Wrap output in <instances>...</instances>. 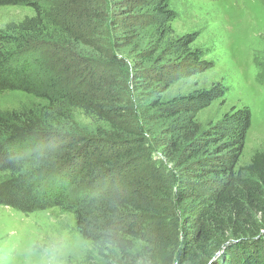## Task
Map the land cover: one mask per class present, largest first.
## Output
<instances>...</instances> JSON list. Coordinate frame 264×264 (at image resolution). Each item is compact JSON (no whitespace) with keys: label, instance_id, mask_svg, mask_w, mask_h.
<instances>
[{"label":"trees","instance_id":"1","mask_svg":"<svg viewBox=\"0 0 264 264\" xmlns=\"http://www.w3.org/2000/svg\"><path fill=\"white\" fill-rule=\"evenodd\" d=\"M100 4L0 0V7L34 12L0 35V93L50 90L39 111L0 118V205L23 214L69 213L108 264H264V144L248 166H239L250 110L204 129L196 115L225 96L221 84L162 100L173 83L210 68L204 52L192 48L196 34L171 37L170 0H114L102 16H109L119 47H97L84 56L78 30L83 38L96 32V44H103L96 25L105 21ZM116 29L134 41L132 58L125 52L134 43L116 39ZM31 46L48 49L65 65L71 95L52 91L62 81L46 73L48 66L26 59ZM120 73L129 79L133 100L123 99L119 85L105 90ZM75 103L87 105L108 132L59 133ZM33 137L47 147L22 156L24 140Z\"/></svg>","mask_w":264,"mask_h":264},{"label":"rangeland","instance_id":"2","mask_svg":"<svg viewBox=\"0 0 264 264\" xmlns=\"http://www.w3.org/2000/svg\"><path fill=\"white\" fill-rule=\"evenodd\" d=\"M30 1L49 7L58 0ZM99 1L103 12L98 10L97 13L101 12V16L108 15L114 0ZM170 9L175 14V18L169 24L171 37L196 34L197 38L192 48L204 52L202 59L210 64V68L198 75L173 83L162 100L168 101L196 90L208 89L214 84H221L226 90L225 96L202 109L196 115V121L202 128L208 129L220 123L227 115L244 107L248 108L251 114L250 127L239 157V166L246 167L264 144V0H170ZM33 16L34 12L27 6L0 7V35H8L13 27ZM48 16L56 18L51 12ZM108 17H103L105 21H101L102 26H98L94 20L99 27V35L103 38L101 45L96 44V32H91L89 36L83 38L81 35L83 33L80 32L82 29L78 30L81 38L77 39L76 45L84 56L97 47L100 49L119 47L120 44L118 42L115 44L112 38L113 30H110L111 22L107 23ZM56 27L53 25L52 29L59 30L57 25ZM113 33L116 39H121L119 37L121 36L125 37V40H130V44L134 43L129 36L118 29ZM139 47L145 48V46ZM30 49L33 52L30 51L26 59L39 61L41 67L48 66L46 73L51 78L62 81L52 91L71 95L70 92L75 90L71 89L73 88L71 80L69 84L66 83L69 81L68 78L72 77L63 74L62 69L65 65L55 61L54 55L46 48L38 49L36 46H31ZM126 49L125 56L132 58L131 55H134L132 49H136L135 43ZM66 64L72 66L68 61ZM38 67L40 70V66ZM38 67L36 66L31 73L33 74L31 78L34 80ZM124 74L120 73L121 77L116 80L108 79L105 90L109 85L115 84L116 89L119 85L123 99L133 100L132 86ZM46 83L49 86V82ZM42 89L43 91L40 88L37 91L35 88L29 93L19 89L2 91L0 118L11 117L14 112L19 113L23 110L39 111L44 104L46 105L42 95L50 94L49 89L44 86ZM85 106L87 105L75 103L69 108L70 116L67 122L61 121V127L57 131L63 135L69 133L87 137L108 132L105 122L96 114L88 112ZM24 142L21 153L26 157L33 156L37 152L36 147L43 144L34 137L26 138ZM48 180L51 181L46 178L45 182ZM42 256L48 258L55 256L57 264H108L107 260L99 256L91 244L79 235L73 217L69 213L50 209L24 215L10 207L0 205V264H41Z\"/></svg>","mask_w":264,"mask_h":264},{"label":"clouds","instance_id":"3","mask_svg":"<svg viewBox=\"0 0 264 264\" xmlns=\"http://www.w3.org/2000/svg\"><path fill=\"white\" fill-rule=\"evenodd\" d=\"M41 264H57V260L55 256H52L51 258L48 257H41Z\"/></svg>","mask_w":264,"mask_h":264}]
</instances>
